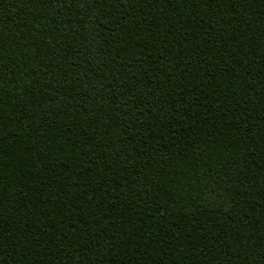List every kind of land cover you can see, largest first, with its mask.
Here are the masks:
<instances>
[{
  "label": "trees",
  "instance_id": "obj_1",
  "mask_svg": "<svg viewBox=\"0 0 264 264\" xmlns=\"http://www.w3.org/2000/svg\"><path fill=\"white\" fill-rule=\"evenodd\" d=\"M0 264H264V0H0Z\"/></svg>",
  "mask_w": 264,
  "mask_h": 264
}]
</instances>
